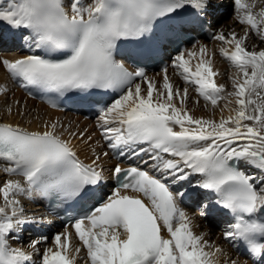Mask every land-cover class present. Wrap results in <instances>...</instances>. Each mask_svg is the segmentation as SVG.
I'll return each mask as SVG.
<instances>
[{
	"label": "snow or ice",
	"instance_id": "1",
	"mask_svg": "<svg viewBox=\"0 0 264 264\" xmlns=\"http://www.w3.org/2000/svg\"><path fill=\"white\" fill-rule=\"evenodd\" d=\"M232 3L239 23L264 41V8L254 11L255 0ZM211 7L212 0H0V25L19 33L30 53L0 59V66L50 108L103 104L96 127L107 149H93L86 163L77 145L91 147L87 129L66 128L59 120L43 121L42 130L0 122V168L22 178L0 181V264H76L68 232L56 234L54 246L42 253L40 239L30 241L32 251L12 246L23 225L37 223L24 216L21 197L87 205L72 227L88 264H221V255L223 264H264V50L246 47L249 31L213 36L235 69L227 93L216 82L219 73L205 45L174 58L173 68L206 106L226 100L223 112L233 102L227 98H234L232 114L218 121L188 111L189 87H174L167 68L158 88L143 67L129 70L116 59L125 46L140 58L155 55L168 32L203 24ZM7 92L0 85V94ZM109 93L110 103L97 99ZM16 104L18 115L29 114ZM110 154L117 159L111 168L117 185L104 193L102 158ZM143 155L148 159L141 164L122 166ZM201 190L211 194L205 207L228 218L224 239L248 260L193 231L182 205Z\"/></svg>",
	"mask_w": 264,
	"mask_h": 264
},
{
	"label": "bare ground",
	"instance_id": "2",
	"mask_svg": "<svg viewBox=\"0 0 264 264\" xmlns=\"http://www.w3.org/2000/svg\"><path fill=\"white\" fill-rule=\"evenodd\" d=\"M213 1H215V0H212V2ZM217 1L219 2L221 0H217ZM242 2L251 4V3H253V0H242ZM225 4L226 5L229 4V6H233L232 0H222L221 3L217 7L212 6L209 9L208 15H215V13H217V11H219L222 8H225L224 7ZM261 8H264V0H255L254 11L258 12ZM228 9H229V7H228ZM220 15H221L220 13L215 15V21L212 25V28H213L215 34L222 32L225 35H228L230 33V31H228V30L222 31V29H219L217 22H218V19H220L219 18ZM246 31H249V36H248V39L246 41V47L249 50H256V51L264 50V47H263V49L261 48L258 50V48L261 46L258 40H260V41H262V40L260 39V37L258 35H256L253 32H250L248 25L244 24V27H240V29L238 30L237 36H243ZM0 32H3V31H0ZM5 36L6 35L4 34V37ZM262 42L264 43V41H262ZM0 44H1V46H3V45L7 46L8 45V43L2 42V40H1ZM199 45H205L208 49V56L212 60L213 68L215 71H217L219 73V75L217 77H215L216 82L218 84H223L225 86L226 93L233 91L232 82H231L230 77H232L235 74V69L233 68V66L228 61H226L220 55V53H219L220 46H219V48H216L213 42H207L206 40H204V41L200 40L198 43L191 45L190 47H186V49L187 50H194V49L198 50ZM4 46L2 48H4ZM26 54H29V53H27V52L21 53V51H19V50L18 51H3V52H0V59L7 58L9 60H14V59L19 58V57L26 55ZM194 62L195 61H193V63ZM168 67H169V64L166 67L167 68V74H168V77H169V79L172 82L174 87H178V88L183 89L185 86H188V85H185L183 79L180 78L178 73L175 74L174 72H171V70H169ZM146 75L150 80H153L156 83L158 88L162 85V83H163V71L157 72L154 74H150V73L147 74L146 73ZM137 82H140V81L138 80ZM0 85H4L8 88V92L6 94H0V121L10 122L13 124H20L21 126L28 128L29 130H42V122L43 121H45V120H59L61 123L64 124V126L66 128L71 126V128L73 130H77V131H82L84 129H87L88 133L93 135V142L94 143H91V147H88V148L84 147L81 144L77 145V151H78V154L80 156V159L84 160L86 163L90 162V160L92 158L93 149H95L97 152L107 150L104 147V145H102L101 140L96 141V139H97L96 137H98L99 135H98V132H93L94 124H93L92 120H87L86 118H83L80 115H75V114H71L69 112H64V111H61L58 109L50 108L45 102L31 98L24 89L20 88L13 80L10 79L9 74L7 73V71L2 66H0ZM142 88H143V86H142ZM226 93H225V95H226ZM227 99H231L233 102H232V104L229 105L228 108L224 109V111L221 112V108H223L224 104L226 103V100H221L219 102V107H217V108H212V106L210 104H208L206 106L205 101L201 97L198 96L196 91H193L191 89V87H189V94H188V98L186 100V107H187L188 111L193 116H195L197 118L203 117L205 119H215L218 121L220 119L221 115L227 117L229 114H232L230 112V109H234L236 107L233 97H228ZM17 101H19V110L28 112L29 113L28 115L21 117L20 115L17 114V107H18L16 104ZM197 101H199V103H197ZM9 107H11L13 110L11 114L8 113ZM74 143H76V142L74 141ZM116 162H117L116 157L111 156V154L109 157H103L102 158V164L105 168V178H106L105 182L109 181V177L112 174L111 168L114 166V164ZM124 165H125V162L122 161V166H124ZM107 172H110L109 175H107ZM1 174H4V176H6L5 180L6 179H22L21 177H18V176L7 175L2 170V168H0V176H1ZM257 175H258V173H257ZM193 179L195 180L196 178L193 177ZM0 181H2V180L0 179ZM128 194L136 195L134 193H131L130 191ZM21 198H23V197H21ZM23 199L27 200V198H23ZM30 201H32V203L34 202L37 205H40L41 206L40 208L43 211L42 212L43 215L39 219H35V220L37 222H40V223H46L48 225L51 224L52 221L50 219H48V217L44 211V208H45L44 198L35 197L34 199H31ZM188 214L192 220L193 231L196 234H205V238L207 240H209L210 243L224 249V252L227 253L229 256H231L233 258L239 257V259L242 262L245 260H248V257H244L241 252H238L237 249L235 247H233V244L231 242L228 243L229 245L232 244V247L230 246L231 247L230 251L227 250L226 248H224L225 243L228 242V240H225L223 235L218 233V231L216 230L215 224H211L212 220H210L209 217H201V215H203L202 212H200V213L198 212L196 214H190V213H188ZM27 225L31 226V225H33V223H28V224H26V226ZM52 226H55V224ZM47 229H48V226H47ZM60 230H61L60 233L68 232L70 234L71 247H70L69 251H70L71 255L75 258L76 264H88L87 259L84 260L83 262H79V259L82 256L83 257L87 256V252H86V249L83 248L82 242H80L78 237L76 236L75 229L72 227V225L68 228H60ZM165 235H166V233H165ZM11 243H12L13 247H19L17 245V241L16 242L14 241ZM53 246H54V244L52 243V245L50 247H53ZM76 248L81 249L79 254L75 253L74 250ZM219 258H220L221 264H223L225 257L223 255H221ZM249 264H250V262H249Z\"/></svg>",
	"mask_w": 264,
	"mask_h": 264
},
{
	"label": "rangeland",
	"instance_id": "3",
	"mask_svg": "<svg viewBox=\"0 0 264 264\" xmlns=\"http://www.w3.org/2000/svg\"><path fill=\"white\" fill-rule=\"evenodd\" d=\"M221 1H219V2L217 0L213 1L212 2V6L217 7L221 3ZM224 7L225 8L220 9L221 15L219 17L220 19H218V22H217V24L219 26V29H222V31L228 30V31H230V33L234 32V33H236L238 35V30L240 29V27H244V24H240L239 23L238 19L236 18V12H235L233 6H229V4H227V5L225 4ZM228 7H229V9H228ZM206 41L207 42H213L216 48H219V46L220 47L222 46L221 42L218 41V40H215L214 38H212L210 40H206ZM258 41H259V43L261 45L258 48V50L261 49V48L263 49L264 43L262 41H260V40H258ZM19 48L21 49V50L19 49V51H21V53L22 52H26V51H22V49H23L22 46H19ZM3 51H7V50H3V49L0 48V52H3ZM174 58L171 60L168 68H169V70H171V72H174L175 74H177L178 70H176L172 66ZM180 78L182 79L181 76H180ZM142 86H143V88L147 87L146 84H142ZM189 87H191V89L193 91H195L194 87H192V86H189ZM91 120L93 121V124H94L93 132H98V135H99L98 137H96L97 138L96 141L97 140L98 141L101 140L102 141L101 142L102 145H104V141L100 138V132H99V130L96 127L97 118L91 119ZM0 122H2V121H0ZM92 143H94V142L92 141ZM107 174H108V172H107ZM253 174H257V173H253ZM5 177L6 176H4V174H1L0 179L2 181H4ZM22 199L23 198H21V200ZM22 201H23L22 203H23V206H24V216L25 217L27 216L28 218L39 219L43 215V213H42L43 211L40 208L41 207L40 205H37L34 202L32 203V201H30L28 199L27 200L23 199ZM216 230L218 231L219 234L223 235V231L225 230V227L219 226V227L216 228ZM60 231H61L60 228H57V227L52 229V230H48L47 226L44 223H40V222L33 223V225H31L30 227L28 225L26 226V224H25V225H23L21 227V230L19 232V239L17 240V245L19 247H23V249L26 250V251H32L28 247L30 241L31 240H35V239H40L41 243L37 246V250H38L39 253H42L45 248H48V247H50L52 245L53 240H54V236L56 234H59ZM44 238H46V239H44ZM228 243H229V241L225 243L224 248H226L227 250L230 251V249L232 247V244L229 245ZM34 259L38 260L39 256H34ZM86 259H87V256H84V257L82 256L79 259V262H83Z\"/></svg>",
	"mask_w": 264,
	"mask_h": 264
}]
</instances>
